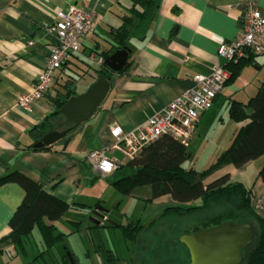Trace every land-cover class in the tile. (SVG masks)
I'll use <instances>...</instances> for the list:
<instances>
[{
	"label": "crops",
	"instance_id": "crops-1",
	"mask_svg": "<svg viewBox=\"0 0 264 264\" xmlns=\"http://www.w3.org/2000/svg\"><path fill=\"white\" fill-rule=\"evenodd\" d=\"M71 4L93 13V32L83 41L79 52L62 63L45 96L29 109L20 108L18 96L31 89L55 43V35L49 27L55 22L56 13L66 11ZM156 4L144 33L129 35L123 46L129 50L126 65L116 72L109 70L108 91L92 116L74 126L63 115L54 117L51 120L54 130L68 129V133L52 145L34 150L33 145L38 141L30 131L56 111L55 99L66 88L73 90L72 96L81 94L99 78L93 69L99 66L88 56L95 53L104 58L106 53L111 55L119 49L114 45L113 32L122 25V16L129 14L132 1L0 0V176L14 170L21 172L40 183L47 193L69 205L76 204L67 212L71 215H84L86 210L102 206L107 210L105 218L117 222L110 227L118 228L119 223L115 221L118 217L113 218L119 204L115 202L118 196L111 191L110 199L107 198L111 202L108 206L105 194L110 188L115 189L113 179L120 176L122 166L102 177L88 164L86 154L92 149L106 148L113 142L111 126L117 125L123 131L132 130L184 92L193 75L208 73L212 66L224 64L217 57V47L220 42L231 40L237 34L244 9L242 0H156ZM256 7L264 15V0H256ZM243 61L245 63L237 77L227 81L212 107L201 114L186 147L189 159L185 161L184 165L188 164L185 167L197 172L208 168L229 148L235 133L245 123L233 120L229 108L233 101L247 103L264 83V74L259 73H264V54L252 56L251 60L247 57ZM76 87L83 89L77 92ZM201 152L205 154L207 167L197 170L194 159H198ZM263 163L264 154L237 168L226 157L218 169L203 180V184L228 175L230 181L251 187V206L259 200V208L253 209L264 219V183L258 177ZM148 192L146 199L157 211L147 218L145 224L139 220L144 226L139 235L146 230H160L165 225L177 223L179 237L197 232L196 228L214 217L184 225L190 216L208 206L180 214L165 211L169 207H200L201 201L181 203L169 194L151 198ZM23 197L24 191L18 184L0 186V239L10 232L9 218ZM89 223L82 229L96 232L107 229L103 226L106 221L101 220L99 225ZM91 232V244H87L82 253L85 261L78 262L77 255L72 254L76 264H121L122 259L105 243L100 240L96 243ZM139 235L131 242L135 243ZM181 244L188 257L186 264H189L188 249ZM105 250H110L117 257L115 263L106 259ZM62 253L55 255L59 258ZM28 258L16 256L11 244L0 243V264L21 259L24 260L21 264H26ZM128 260L133 262L134 255L129 254Z\"/></svg>",
	"mask_w": 264,
	"mask_h": 264
},
{
	"label": "trees",
	"instance_id": "trees-1",
	"mask_svg": "<svg viewBox=\"0 0 264 264\" xmlns=\"http://www.w3.org/2000/svg\"><path fill=\"white\" fill-rule=\"evenodd\" d=\"M131 1L132 6L129 8V14L122 16V25L113 32V42L116 48H122L129 35H142L157 7L156 0ZM128 26L131 28L130 30L127 28ZM107 56H109L108 53L104 58ZM252 56L254 55L249 54L248 60H251ZM247 57L226 65L230 72L229 82L237 77L245 63L243 60ZM93 69L97 77L108 78L109 69L104 64ZM73 94L71 88H66L55 99L56 111L30 131V134L36 137L37 141H40L46 133L54 130L55 127L51 120L61 115L60 107ZM229 113L233 120L244 121L245 123L235 133L229 148L205 170L197 172L191 167H185L184 163L189 159L187 148L172 137L163 135L144 148L139 156L127 161L125 165L130 168L131 173L115 180L112 185L122 195L130 194L136 187L148 186L151 198L169 194L175 201L181 203L201 201L200 207L188 209L169 207L165 209V211L179 214L205 208L213 203L229 202L235 199L236 203L230 210L208 219L195 231L208 229L228 221L234 223L247 221L252 224L254 238L243 249L240 264H264V219L256 214L251 206L253 199L251 187H247L239 181H230L228 175H223L208 184H203V180L218 169L226 157H229L231 163L238 168L264 154V83L259 86L247 103L242 104L233 101ZM71 124L72 126L76 125ZM258 177L264 183V163L258 171ZM6 183L18 184L24 191V197L9 218L10 232L0 239V243L11 244L16 256L28 258L26 241L33 229L37 228L42 242V250L28 261L29 264H37L41 259L44 261V254L48 253L56 243L61 242L65 235L75 233L81 228L84 221V217L82 218L81 215L68 220L74 228L68 233L57 231L54 224L66 212L74 209L76 204L69 205L47 193L40 183L17 170L0 176V186ZM103 226L110 227L111 225L104 223ZM117 227L121 229L125 241L129 242L134 241L140 231L144 229L139 220L129 221L126 225L117 224ZM64 250L59 258H54L53 264H70V259H73L74 264H76L72 253L67 251L66 247ZM105 256L107 260L113 263L117 260V257L110 250H105ZM43 264L50 263L44 261Z\"/></svg>",
	"mask_w": 264,
	"mask_h": 264
},
{
	"label": "built area",
	"instance_id": "built-area-1",
	"mask_svg": "<svg viewBox=\"0 0 264 264\" xmlns=\"http://www.w3.org/2000/svg\"><path fill=\"white\" fill-rule=\"evenodd\" d=\"M242 4L244 9L239 31L231 40L222 41L217 47V57L224 64L212 66L208 73L193 75L190 86L184 92L132 130L123 131L117 125L111 126L113 142L106 148L88 151L86 160L100 176H107L136 158L144 148L163 135L187 147L201 114L212 107L216 96L230 78L226 65L249 54H264V15L257 9L256 0H242ZM94 24L93 13L84 7L71 4L66 11L56 13V20L49 27L55 35V43L31 89L18 96L17 105L20 108L29 109L45 96L56 71L67 58L79 52L83 41L93 32ZM88 57L97 66L104 62L99 54L93 53ZM259 206L260 201L256 200L254 209Z\"/></svg>",
	"mask_w": 264,
	"mask_h": 264
},
{
	"label": "rangeland",
	"instance_id": "rangeland-1",
	"mask_svg": "<svg viewBox=\"0 0 264 264\" xmlns=\"http://www.w3.org/2000/svg\"><path fill=\"white\" fill-rule=\"evenodd\" d=\"M259 73L261 75L264 74L263 71H260ZM82 89L83 87H76L75 90L80 92ZM207 146L208 145H206V147ZM194 163V168L197 170L205 169V167H207L205 154L201 152L199 158L194 159ZM185 166H188V164L186 163ZM119 172H121L120 176H116V178L113 180H117L125 175L130 174L131 170L125 165L119 169ZM148 188V186L136 187L128 195H122L115 189L110 188V191L108 190V192L105 194L106 199L109 197V195H111V191H114L118 196V199L115 202H119L117 212L113 217H118L115 221H118V223L121 225H126L129 221L135 222L140 220L142 224H145L153 212L157 211V209L151 205L150 200L146 199V192H148ZM109 199H107V203H105L108 206L111 203ZM235 203V199H232L229 202L221 201L219 203H213L206 209H203L190 216L187 220V223L184 225H192L194 223L201 222L208 217L223 213L227 208H232ZM91 210H86V214L81 215L82 218L84 217V221L79 231L65 235L61 242L56 243L48 253L44 254V261L53 264L54 258L57 256L55 254L61 252L64 253L65 247L67 248V251L77 255L78 262L85 261L82 253L85 252L87 244H91L90 232L92 229L86 230L82 228L84 226L90 225L88 218ZM78 216L79 215L75 216L66 212L63 217L55 222L57 231L62 233H68L72 231L74 228L68 220ZM176 224L177 223H171L167 226L165 225L160 230L153 229L143 231L135 243L125 241L122 238V232L119 227L111 228L107 226V229H98L97 232L92 230L93 232H91V235L93 236L96 243H98L100 240L101 242L105 243L107 247H109L108 249L112 250L116 255H118V257L122 259L121 264H126L129 262V254L132 256L134 255L133 262H129V264H186L188 257L184 247L180 242L181 236L178 237V226ZM97 236L98 240L96 239ZM26 249L29 255L28 261L36 256L40 250H42V242L37 228L33 229L28 242H26ZM28 261L25 263L29 264ZM44 261L41 259L40 262H37V264H43ZM23 262L24 260L21 259L20 261H11L10 264H21Z\"/></svg>",
	"mask_w": 264,
	"mask_h": 264
},
{
	"label": "water",
	"instance_id": "water-1",
	"mask_svg": "<svg viewBox=\"0 0 264 264\" xmlns=\"http://www.w3.org/2000/svg\"><path fill=\"white\" fill-rule=\"evenodd\" d=\"M128 55L129 50L126 47L119 48L107 56L103 63L109 70L116 72L125 67ZM108 88V78H97L83 93L69 97L60 107V114L73 124L87 121L105 97ZM68 131V129L50 131L33 147L50 146L65 137ZM106 212V209L96 205L91 211L92 216L88 219L95 225H99L101 220L110 225H116L112 220L105 218ZM253 238L254 230L251 223L228 221L208 229L182 235L180 242L188 249L189 264H240L242 251L252 242ZM70 262L74 264L73 259H70Z\"/></svg>",
	"mask_w": 264,
	"mask_h": 264
},
{
	"label": "bare ground",
	"instance_id": "bare-ground-1",
	"mask_svg": "<svg viewBox=\"0 0 264 264\" xmlns=\"http://www.w3.org/2000/svg\"><path fill=\"white\" fill-rule=\"evenodd\" d=\"M50 131V130H49Z\"/></svg>",
	"mask_w": 264,
	"mask_h": 264
}]
</instances>
